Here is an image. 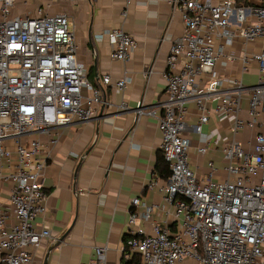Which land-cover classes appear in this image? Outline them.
Masks as SVG:
<instances>
[{
  "label": "built area",
  "instance_id": "obj_1",
  "mask_svg": "<svg viewBox=\"0 0 264 264\" xmlns=\"http://www.w3.org/2000/svg\"><path fill=\"white\" fill-rule=\"evenodd\" d=\"M132 1L123 0L125 7ZM167 1L179 10L183 31L166 58L160 112L138 101L134 122L156 119L169 174L159 189L162 203L131 198L122 264H264V0ZM34 2L0 0V186L7 192L6 202L0 200V254L5 264H30L34 249L53 237L36 223L45 210L42 180L59 129L92 119L103 103V87L120 92L131 81L112 82L108 75L98 86L89 81L67 15H48L43 4L29 10ZM17 5L24 9L14 11ZM104 34L110 58L128 60L136 47L132 34L119 27ZM236 62L240 73L257 64L254 84L221 76L215 68ZM191 103L196 121L188 124ZM210 111L230 119V136L219 145L226 163L222 180L214 178L213 161L203 175L193 170L192 140L185 135L189 129L201 135ZM33 134L37 137L30 140ZM211 145L206 141L197 152L205 155ZM154 214L163 218L155 220ZM105 254V247H97L93 264H105Z\"/></svg>",
  "mask_w": 264,
  "mask_h": 264
},
{
  "label": "crops",
  "instance_id": "obj_2",
  "mask_svg": "<svg viewBox=\"0 0 264 264\" xmlns=\"http://www.w3.org/2000/svg\"><path fill=\"white\" fill-rule=\"evenodd\" d=\"M40 4L48 15H67L76 55L89 81L101 85L104 75L112 82L124 77L131 81L120 92L111 85L103 87V103L96 106L92 119L59 129L42 180L47 194L45 210L36 223L49 228L53 237L34 249L30 264H44L46 255L45 264H93L97 247L106 248L105 264H122L131 198L163 201L159 189L167 180L168 169L161 157V134L153 117L143 116L135 123L134 108L142 101L146 108L160 112L166 58L172 42L182 34L181 15L167 0H133L127 7L123 0H35L27 8L33 11ZM22 9L17 5L14 11ZM118 27L132 34L136 43L123 62L110 58L111 47L104 34ZM235 50L240 53L239 43ZM215 68L224 77L241 76L245 85L257 80L256 63H250L246 73H240L238 62L218 63ZM187 121H196L193 103L188 106ZM229 125L230 119L210 111L201 135L191 129L185 132L192 140L189 157L197 174L207 173V162L213 161L217 167L214 178H226L219 145L229 138ZM206 141L213 145L201 155L196 148ZM0 200H7L2 186ZM162 218L153 215L155 220ZM62 234L63 240L54 245Z\"/></svg>",
  "mask_w": 264,
  "mask_h": 264
},
{
  "label": "water",
  "instance_id": "obj_3",
  "mask_svg": "<svg viewBox=\"0 0 264 264\" xmlns=\"http://www.w3.org/2000/svg\"><path fill=\"white\" fill-rule=\"evenodd\" d=\"M90 149H91V147H89V148L83 153L82 158H83L84 156H86V154L90 151ZM63 238H64V235H63V234L60 235V236H58V237L56 238V240H55L54 245H55L57 242L62 241ZM46 258H47V255H46V257H45L44 264H45V262H46Z\"/></svg>",
  "mask_w": 264,
  "mask_h": 264
},
{
  "label": "rangeland",
  "instance_id": "obj_4",
  "mask_svg": "<svg viewBox=\"0 0 264 264\" xmlns=\"http://www.w3.org/2000/svg\"><path fill=\"white\" fill-rule=\"evenodd\" d=\"M36 137H37V135L33 134V135H31V136L29 137V139L31 140V139H34V138H36Z\"/></svg>",
  "mask_w": 264,
  "mask_h": 264
},
{
  "label": "trees",
  "instance_id": "obj_5",
  "mask_svg": "<svg viewBox=\"0 0 264 264\" xmlns=\"http://www.w3.org/2000/svg\"><path fill=\"white\" fill-rule=\"evenodd\" d=\"M162 157V156H161ZM162 159H163V157H162ZM165 162V161H164ZM166 167H167V164H166ZM167 169H168V167H167ZM167 174V173H166ZM168 174H169V171H168ZM0 264H5L4 262H1V257H0Z\"/></svg>",
  "mask_w": 264,
  "mask_h": 264
}]
</instances>
